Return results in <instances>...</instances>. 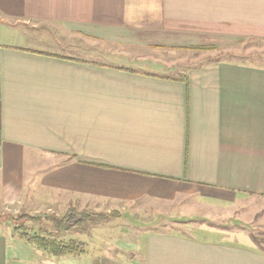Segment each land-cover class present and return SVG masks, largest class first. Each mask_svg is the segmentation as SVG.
Listing matches in <instances>:
<instances>
[{
	"label": "crops",
	"instance_id": "0c3cea01",
	"mask_svg": "<svg viewBox=\"0 0 264 264\" xmlns=\"http://www.w3.org/2000/svg\"><path fill=\"white\" fill-rule=\"evenodd\" d=\"M256 40L264 0H0V210L147 201L242 229H152L141 261L98 264H264L244 229L264 230ZM8 239L0 264L30 262Z\"/></svg>",
	"mask_w": 264,
	"mask_h": 264
},
{
	"label": "rangeland",
	"instance_id": "374dc122",
	"mask_svg": "<svg viewBox=\"0 0 264 264\" xmlns=\"http://www.w3.org/2000/svg\"><path fill=\"white\" fill-rule=\"evenodd\" d=\"M251 46V45H250ZM264 44L258 40L254 42V50L261 55H264ZM66 51V50H63ZM93 57V56H92ZM112 63L125 65L128 67H141L153 71L169 72V69L162 68L161 65L143 61V60H131L122 58H104ZM263 63L264 59L258 60ZM170 72H174L173 70ZM81 203V202H80ZM71 205V204H69ZM67 207L64 211L59 207L54 208L55 213L49 209V204L43 207L39 212H31L25 208L18 210L17 212H3L0 210V225L7 226V228H1L4 232H7L8 238L12 241V244L17 252V258L22 260L30 259L25 264H60V261L53 263L48 261L51 259L56 260L55 256H51L47 251L40 250L34 245H29L19 236L20 232H14L13 228L18 222H23L24 230L28 234L53 235L58 239L66 242L69 239L80 241L84 253L81 255H64L61 260L62 264H94L96 260H100V257H109L118 260H133L141 261L142 252L141 249H134V243L138 241L140 233L148 230H179L188 231L192 235L198 238L206 239H220V233L218 230L227 229H242V226L235 224V222L221 223L215 219L202 217L201 213H192L187 216L181 217V212L169 209L167 207H156L147 201L134 202L124 204V208L120 205L118 209L117 204L106 202L104 200L93 201L91 203L82 202L81 205H74V207ZM79 212H87L93 215L92 221L86 224H80L81 218ZM204 213V211H203ZM63 214V215H62ZM50 216L57 219L66 217L64 223L55 226V224L48 218H41L39 221L29 220V216ZM62 215V216H60ZM97 215V216H96ZM105 217V221H101L99 217ZM15 218H18L16 221ZM250 235L256 246L264 250V230L244 228ZM45 230V232L40 231ZM50 232V234H48ZM221 232V231H220ZM10 233L13 235L11 237ZM224 236V235H223ZM222 237V236H221ZM228 237L238 242H244L247 240L245 236H238L230 234ZM8 239V240H9ZM61 257V256H60ZM59 258V257H57ZM68 262V263H67Z\"/></svg>",
	"mask_w": 264,
	"mask_h": 264
},
{
	"label": "trees",
	"instance_id": "16d2710c",
	"mask_svg": "<svg viewBox=\"0 0 264 264\" xmlns=\"http://www.w3.org/2000/svg\"><path fill=\"white\" fill-rule=\"evenodd\" d=\"M213 47H208V49H212ZM81 218L79 219L80 224H86L92 221L93 215L91 213L87 212H79L78 214ZM97 216V215H96ZM106 217V216H105ZM104 216L99 215L98 218L101 219V221H105ZM29 220L33 221H39L41 218H48L51 220L55 226L60 225L64 223L66 217L64 216L62 219H57L54 217L50 216H29ZM18 218H15L14 220L16 221ZM24 222V221H23ZM23 222H18L17 225L14 226L13 231L14 232H20L19 237L23 240H25L27 243L34 245L36 248L43 249L47 251L50 255L52 256H63V255H73V256H78L84 253V250L82 248L81 242L76 241L74 239H69L68 241L64 242L57 237L53 236L48 232L50 235H42L41 233L39 234H28L24 230H21V227H23ZM44 231L45 230H40ZM94 264H98V260L94 262Z\"/></svg>",
	"mask_w": 264,
	"mask_h": 264
}]
</instances>
